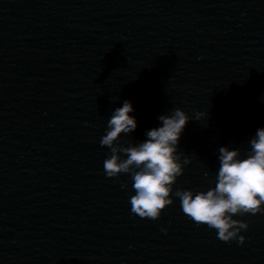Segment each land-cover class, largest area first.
<instances>
[{
	"label": "clouds",
	"instance_id": "clouds-1",
	"mask_svg": "<svg viewBox=\"0 0 264 264\" xmlns=\"http://www.w3.org/2000/svg\"><path fill=\"white\" fill-rule=\"evenodd\" d=\"M133 111L131 102L124 101L108 120L100 144L108 147L111 154L103 167L107 177L130 174L135 191L130 197L132 213L158 220L162 211L173 204V185L183 175L184 166L191 163L187 157L181 162L183 153L178 152L181 134L191 118L182 109L175 108L171 115L159 117L162 126L147 131L145 141L124 146L118 143L121 134L127 135L137 127L136 119L129 115ZM203 116L205 113H197L196 119ZM249 144L250 151L245 158H240L238 148H219L220 166L213 188L196 193L178 189L174 193L189 219L215 229L218 238L226 243L238 238V243L243 244L246 239L239 233L249 225L234 216L264 213V128L257 130Z\"/></svg>",
	"mask_w": 264,
	"mask_h": 264
}]
</instances>
